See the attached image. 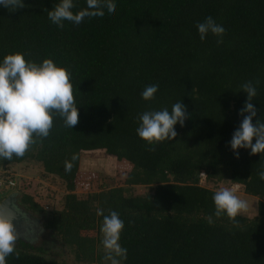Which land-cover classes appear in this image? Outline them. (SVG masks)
<instances>
[{
    "label": "trees",
    "instance_id": "1",
    "mask_svg": "<svg viewBox=\"0 0 264 264\" xmlns=\"http://www.w3.org/2000/svg\"><path fill=\"white\" fill-rule=\"evenodd\" d=\"M58 2L0 7V59L13 52L36 62L53 59L71 73L79 111L76 129L54 116L47 138L23 157L0 160L3 171L38 163L45 178L65 189L59 205L47 210L18 182L19 208L41 219L81 263L109 262L101 226L103 216L116 211L124 222L119 243L127 249L120 264H264V181L257 176L264 154L239 149L237 158L227 144L242 119L243 83L259 82L253 123L264 120V0H113V17L65 21L62 28L47 16ZM75 2L74 11L85 7V0ZM207 16L224 27L223 43L211 34L200 40L196 24ZM150 84L159 89L145 101L140 93ZM178 101L187 106V118L175 125V138L149 146L137 136L139 114L170 110ZM93 149L132 169L123 184L80 195L82 153ZM73 155L78 162L67 172L64 161ZM204 178L212 186L203 185ZM226 181L259 198L254 217L240 214L234 223L213 215L212 196ZM45 245V239L38 245L19 237L7 264H60Z\"/></svg>",
    "mask_w": 264,
    "mask_h": 264
},
{
    "label": "clouds",
    "instance_id": "2",
    "mask_svg": "<svg viewBox=\"0 0 264 264\" xmlns=\"http://www.w3.org/2000/svg\"><path fill=\"white\" fill-rule=\"evenodd\" d=\"M0 7L15 11L24 7V0H0ZM75 7V0H59L48 10V19L62 28L65 21L80 25L86 18H111L117 10L113 0H85V7L74 11ZM196 29L201 41L211 34L217 38V44L223 43L225 29L213 17L207 16L197 22ZM70 76L65 67L51 58L36 62L27 60L24 53L13 52L0 59V160L23 157L37 139L47 138L53 128L54 116H59L65 129H76L79 111ZM258 83L248 81L240 86V90L246 93V100L238 110L242 119L227 142L237 158L239 149H250L249 155L264 154V120L258 118L253 123L257 109L252 101L257 96ZM158 89V84L147 85L140 96L151 101ZM186 108L182 101H178L170 110L165 107L144 111L137 117V136L149 146L171 141L177 136L175 125L182 126L187 118ZM77 162L75 155L65 160V171L70 172ZM257 176L264 181V165L258 169ZM212 200L213 215L217 218L226 216L234 223L248 207L247 202L235 194L234 188L214 192ZM13 220L14 216L0 215V264H7L6 258L15 252L20 233ZM208 223H213L211 216ZM123 228L124 222L116 211L103 216L101 243L105 249L104 260L111 264H120L121 260L127 259V249L119 243ZM25 235L31 238V233Z\"/></svg>",
    "mask_w": 264,
    "mask_h": 264
},
{
    "label": "rangeland",
    "instance_id": "3",
    "mask_svg": "<svg viewBox=\"0 0 264 264\" xmlns=\"http://www.w3.org/2000/svg\"><path fill=\"white\" fill-rule=\"evenodd\" d=\"M9 168V174L15 176L17 182L20 184L26 182L27 187L25 190H31L30 192L35 194L37 201L44 204L47 210H50L53 206L59 205V201L63 197L65 189L58 182H53L51 178H45L42 175V167L38 163L26 161L16 165L12 164ZM131 169L132 164L125 160H118L115 156L108 154L105 149L84 151L82 153V164L78 175L77 192L80 195H85L88 192L98 190L105 183H111L112 185L123 184L124 178ZM202 184L212 186L205 178L202 180ZM235 185L236 183H231L229 181L221 182L218 190L222 188H234L235 194L240 199L246 201L248 205L247 210L241 214L254 217L257 213L259 198L246 194L242 187L238 189ZM136 190L137 192H144L148 190V188L136 186ZM10 194H14L15 197H18V188L7 190L3 194V199ZM15 225L18 226L16 229L23 237L38 245L45 239V246L51 247L49 253L52 258L56 259L60 264H86L78 262L73 252L53 240L51 235L48 234L46 229L42 226V221L38 217L29 218L27 214L24 213L22 220L16 222ZM25 233H31V238L26 236ZM107 264H111V262L109 261Z\"/></svg>",
    "mask_w": 264,
    "mask_h": 264
},
{
    "label": "water",
    "instance_id": "4",
    "mask_svg": "<svg viewBox=\"0 0 264 264\" xmlns=\"http://www.w3.org/2000/svg\"><path fill=\"white\" fill-rule=\"evenodd\" d=\"M24 213L25 212L21 208H19L17 204V197H15L14 194L8 195L0 203V215L14 216V220H13L14 225L16 222L18 221L20 222L22 220V218L24 217ZM27 216L29 217L28 214ZM15 227L17 228L18 226L15 225ZM19 237L25 239V237H23L22 234H20Z\"/></svg>",
    "mask_w": 264,
    "mask_h": 264
},
{
    "label": "built area",
    "instance_id": "5",
    "mask_svg": "<svg viewBox=\"0 0 264 264\" xmlns=\"http://www.w3.org/2000/svg\"><path fill=\"white\" fill-rule=\"evenodd\" d=\"M8 171L1 170L0 172V194H4L7 190L15 188L18 184L17 180L11 175H5ZM238 189L241 188V185H235Z\"/></svg>",
    "mask_w": 264,
    "mask_h": 264
},
{
    "label": "crops",
    "instance_id": "6",
    "mask_svg": "<svg viewBox=\"0 0 264 264\" xmlns=\"http://www.w3.org/2000/svg\"><path fill=\"white\" fill-rule=\"evenodd\" d=\"M1 170V169H0Z\"/></svg>",
    "mask_w": 264,
    "mask_h": 264
}]
</instances>
